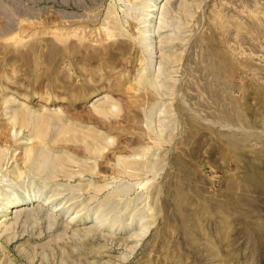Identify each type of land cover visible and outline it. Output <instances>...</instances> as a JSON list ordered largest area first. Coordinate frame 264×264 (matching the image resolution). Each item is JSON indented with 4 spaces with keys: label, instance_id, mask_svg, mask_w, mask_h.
Wrapping results in <instances>:
<instances>
[{
    "label": "rangeland",
    "instance_id": "obj_1",
    "mask_svg": "<svg viewBox=\"0 0 264 264\" xmlns=\"http://www.w3.org/2000/svg\"><path fill=\"white\" fill-rule=\"evenodd\" d=\"M0 151V264H264V0H0Z\"/></svg>",
    "mask_w": 264,
    "mask_h": 264
},
{
    "label": "bare ground",
    "instance_id": "obj_2",
    "mask_svg": "<svg viewBox=\"0 0 264 264\" xmlns=\"http://www.w3.org/2000/svg\"><path fill=\"white\" fill-rule=\"evenodd\" d=\"M150 6H151V4H150ZM155 7V6H154ZM166 10V9H165ZM164 10V11H165ZM160 14V13H159ZM160 15H162V12H161V14ZM163 16V15H162ZM162 16H160V17H162ZM163 18V17H162ZM161 19V18H160ZM159 19V20H160ZM161 21H163L164 22V18H163V20H161ZM160 21V22H161ZM159 26V25H158ZM162 71V70H161ZM160 72V71H159ZM98 98V97H97ZM97 98H95V100L97 99ZM34 116H35V114H34ZM62 125V124H61ZM58 128V127H57ZM59 129V128H58ZM61 134V133H60ZM84 140V139H83ZM86 140V139H85ZM86 142V141H85ZM95 146V145H94ZM94 148V147H93ZM93 148H92V150H93ZM96 148V147H95ZM98 148V147H97ZM34 150H35V152H34ZM34 150H32V152H34V154L36 153L37 154V152H36V149H34ZM98 150V149H97ZM96 150V151H97ZM1 151H5V150H3V149H1ZM1 151H0V162L3 160V159H5L4 157H2V155H4L5 156V153L3 154V152L1 153ZM30 151V150H29ZM37 151H39V150H37ZM40 151H43V150H40ZM95 151V150H94ZM33 154V153H32ZM36 154H35V156H36ZM38 155H40V158L38 159V160H40L39 161V168L40 167H44V166H51V167H53V170H54V168H57L58 169V166L60 165L59 163H57L55 160H54V157L52 158V155H51V153L49 154V153H46V152H41V153H39V154H37V156ZM35 156H33V157H35ZM53 156H56V155H54L53 154ZM67 156V155H66ZM30 157H31V155H30ZM56 157H58V156H56ZM61 157V156H60ZM59 158V157H58ZM2 159V160H1ZM31 159V158H30ZM56 159V158H55ZM34 160H36V157L35 158H33V161ZM4 161V160H3ZM36 162V161H35ZM60 162V161H59ZM134 163V162H133ZM62 164L63 163H61V165L59 166V168H61V166H62ZM0 165H1V163H0ZM36 165H38V163L36 162ZM2 166V165H1ZM0 166V167H1ZM64 166V165H63ZM62 166V167H63ZM15 167V166H14ZM35 167V166H34ZM65 167V166H64ZM16 168V167H15ZM34 169H36V171H38L37 170V168H34ZM42 168H40V170H41ZM44 169V168H43ZM42 169V170H43ZM48 169V168H47ZM63 169V168H62ZM127 169H129V168H127ZM39 172H41V171H39ZM48 171H46V173H47ZM55 172H57V171H55ZM58 172H60V171H58ZM50 173V172H49ZM15 174H17V173H15ZM52 174V173H51ZM55 174H57V173H55ZM18 175V174H17ZM47 175H50V174H48L47 173ZM20 177H21V175H20ZM49 177V176H48ZM51 177V176H50ZM56 177H53V179H55ZM52 179V178H51ZM50 182V181H49ZM53 183H54V180L52 181ZM51 182V183H52ZM47 183V182H46ZM42 184H44V183H42ZM57 185V184H56ZM48 186H49V183H48ZM54 189V188H53ZM52 189V190H53ZM59 189V188H58ZM45 191H43V193H44ZM56 192H58V191H56ZM41 194V193H40ZM40 194H39V198L36 200V201H40L41 200V198H40ZM1 195V194H0ZM2 196V195H1ZM38 196V195H37ZM43 196V195H42ZM1 198H3V197H1ZM0 198V199H1ZM4 199V198H3ZM50 200V199H49ZM3 201V200H2ZM1 201V202H2ZM29 201H32V200H30V199H28V203L25 201V202H23V203H21V204H19V205H15V206H13V209L10 211L11 213H12V215H13V213L15 214V213H18V212H21V211H23L25 208H26V206H28L29 205ZM53 201V200H52ZM4 202V201H3ZM4 203H6V202H4ZM14 203V202H13ZM43 204H45V203H43ZM10 205V204H9ZM1 206H3V205H1ZM8 206V205H7ZM38 206V205H37ZM42 206V205H41ZM4 207V206H3ZM2 207V209L1 210H3L4 208ZM53 207V206H52ZM32 209V208H31ZM58 208H57V204H56V207H55V209L54 210H57ZM62 209V208H61ZM5 210V209H4ZM8 210H9V208H8ZM62 211V210H61ZM58 213V212H57ZM6 214V213H5ZM1 215V214H0ZM17 215V214H16ZM16 215L14 216L15 218H16ZM19 215V214H18ZM73 216V215H72ZM10 217V216H9ZM8 217V218H9ZM76 216H74L72 219H74ZM71 219V220H72ZM77 220V219H76Z\"/></svg>",
    "mask_w": 264,
    "mask_h": 264
}]
</instances>
